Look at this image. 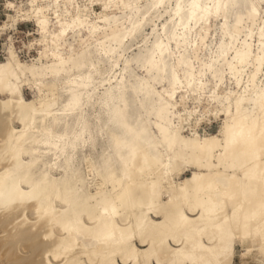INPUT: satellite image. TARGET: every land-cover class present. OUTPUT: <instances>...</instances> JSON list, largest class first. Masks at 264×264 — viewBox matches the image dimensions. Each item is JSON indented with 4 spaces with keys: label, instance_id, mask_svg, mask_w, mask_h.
<instances>
[{
    "label": "snow or ice",
    "instance_id": "obj_1",
    "mask_svg": "<svg viewBox=\"0 0 264 264\" xmlns=\"http://www.w3.org/2000/svg\"><path fill=\"white\" fill-rule=\"evenodd\" d=\"M6 7L15 15L0 21V32L35 20L40 39L28 47L41 46V52L30 65L21 64L11 37L5 43L0 92L11 96L3 106L19 109L22 126L0 139V212L32 204L38 222H46L53 234L60 230L59 242L40 264H113L110 258L99 259L98 251L79 252L81 238L109 245L118 242L120 231L123 242L114 218L135 207L142 193L150 190L155 199L174 161L206 174L193 175L179 195L170 194L158 227L170 233L166 239L176 247H169L170 256L163 259L157 254L155 264H233L237 242L247 246L259 240L264 252V23L257 26L251 13V27H244L242 15L231 23L230 5L222 0H152L147 5L129 0L116 5L125 9V18L101 14L104 28L87 2L81 7L73 0L74 11L67 0L63 6L61 0H21ZM102 7L106 12L113 5ZM160 12L146 44L129 58L126 42ZM78 32L82 50L68 48L69 33ZM132 64L145 78L128 80ZM102 65L109 69L103 75ZM48 79L62 81L67 96L45 93L40 82ZM34 80L41 88L39 101L17 103L21 83ZM130 87L151 101L146 124L131 125L120 107ZM189 99L193 110L178 112L177 101ZM204 101L208 110L198 107ZM97 104L100 112L89 118L85 109ZM212 108L222 120L215 135L181 136L184 122L199 123ZM101 140L107 141L102 155L80 159L82 149ZM85 164L89 180L96 178V194L86 197L80 187ZM55 168L63 172L59 178L52 175Z\"/></svg>",
    "mask_w": 264,
    "mask_h": 264
},
{
    "label": "bare ground",
    "instance_id": "obj_2",
    "mask_svg": "<svg viewBox=\"0 0 264 264\" xmlns=\"http://www.w3.org/2000/svg\"><path fill=\"white\" fill-rule=\"evenodd\" d=\"M144 1L145 0H131V2H138L141 5H143ZM227 1L229 2L231 0ZM27 2L28 0H26L25 3ZM64 2L65 0H61L62 6ZM67 2L69 4V9L73 10L71 8L73 0H67ZM75 2L80 3L81 7H83L85 2H87L92 13L95 10V5L101 7V12H99L94 19L98 21V26L100 28H104L106 26L104 15H106L107 17H119L118 14H125V9L116 7V5L120 4L121 2L128 3L129 0H96L95 3H92V0H75ZM108 2H110L113 7L107 9L105 12L102 5ZM164 11H166V9ZM102 13H104V15H101ZM129 14L132 13L129 12ZM161 14H163V12ZM12 15L14 16L15 12ZM33 21L36 26V32L37 34H39L37 30V24L35 20ZM150 21H152V19ZM85 32L87 33V30H85ZM2 33L3 32H0V34ZM149 34L146 36L149 37ZM102 35L103 34H101V38ZM9 37H11L10 42L13 45L12 36L8 35V40ZM39 39L40 36L37 40ZM30 44H32V42H30L28 45ZM130 47V45L126 44L125 51L127 52ZM78 50H82L81 47ZM40 52L41 51L38 52L37 56L29 58L28 60H22L17 51L16 56L21 64L30 65L34 59H37L40 56ZM4 62V60L0 61V63ZM100 72L104 73L105 68H100ZM135 77H137V75H129V77L127 78L129 81L135 82ZM139 77L145 78L144 76ZM40 83L42 84L44 92L49 95L53 91H55L58 97L67 96V93L62 90L63 82H57L50 79L41 81ZM25 86L37 89L35 96L28 101L24 98L23 94ZM40 93L41 88L37 86V81H32L31 85H29L27 82H22L16 97L17 103L20 99H23L24 103L29 105L32 104L33 101L38 102L40 99ZM130 97L132 98L131 101L129 100ZM10 99L11 96L9 94L0 92V139L6 138L7 134L13 128H19L22 126L20 125L19 109L15 106H9L8 108H4L3 106L4 101ZM64 102L66 103L67 100L65 99ZM181 105V108L178 107V112L193 110V108H188L184 102ZM96 106L99 105L97 104ZM96 106L90 107H93L95 109ZM120 107L123 110L126 119L131 125L135 126L138 122L143 125L148 121L147 113L151 108V101L148 100L145 95L138 94L137 92L132 91L130 87L129 91L120 100ZM93 108L91 109L93 110ZM201 121L202 119L199 120V123H197L196 120H193L190 124L188 122H184L181 127V136L185 139H188L193 135V133H195V135H198L201 139H203L205 138V136H213L216 134L208 133L207 131L198 133L196 130H190L189 133H185L186 129L192 128L193 126L199 127ZM62 130L63 129L61 128V131ZM100 144V150L97 155H102L107 150L106 140H101ZM88 155L92 154L88 152ZM82 156V158H80L81 160H83L86 155ZM165 162H167L166 159ZM40 167L43 168V164H41ZM77 167L79 168V164H77ZM87 167V164H85L84 176L81 178L82 183L80 185L85 197L89 194H96V178L93 177L91 180H89ZM188 169H190L189 175L186 174V171ZM51 171L52 175L56 178H59L63 175V172L58 168L52 169ZM196 174H206V172L201 173L195 165L185 166L183 164V161H174L173 172L169 175L167 182L159 187L155 199L151 197L150 190L147 194L142 193L136 198L137 203L135 207L129 206L126 209H123L122 214L114 218V223L116 224L117 228L124 232L125 239L123 242H119L120 231L117 232L118 242H114L109 245L98 244L90 237L85 236L80 240L79 252H83L85 248H87L89 252L98 251L101 253L99 259L110 258L113 261V264H155L157 254H160L161 259L165 258V256H170V253H168L167 249L169 247L174 249L176 245L169 244V241L168 239H166V237L170 235V233H168L165 228L158 227V225H160L164 220V215H162L161 213L163 212L164 207L168 205L170 194H172L173 196L179 195L178 189L184 184L185 181H190L192 179V176ZM2 175H4V172L3 169H0V176ZM102 182L103 181H101V183ZM34 207L35 206L32 204H28L24 209L12 210L10 212H0V264H40L48 248L50 246H54V241L56 243L59 242L60 230L57 229L53 234L52 230L48 228L46 222H38L35 216ZM90 207H92V209L94 210V202ZM25 215L27 216V221L23 219ZM187 215H189L190 218H195L193 213H187ZM196 215H198V213ZM84 219L87 226L91 227L92 225L90 223H87V216H85ZM45 228H48V230L45 231ZM45 235L49 236L48 240L44 239ZM205 245L207 246V238H205ZM238 245L241 246V252L239 253V256L241 258H245L247 259V261L248 259L255 260L259 264V261L262 258L260 253L259 240H257L255 243H253L252 241H248L247 246H244L239 242L235 243L233 245L232 255L230 257L232 262L234 256L236 255V246ZM183 246L184 245L182 244L179 245V247ZM249 249H251V251H249ZM79 252L77 253L78 255ZM93 258L95 259L97 257ZM83 259H88V256L85 255Z\"/></svg>",
    "mask_w": 264,
    "mask_h": 264
},
{
    "label": "rangeland",
    "instance_id": "obj_3",
    "mask_svg": "<svg viewBox=\"0 0 264 264\" xmlns=\"http://www.w3.org/2000/svg\"><path fill=\"white\" fill-rule=\"evenodd\" d=\"M20 1L21 0H0V21H2V19L6 18L8 15H12L14 13L13 10L8 9L6 7V4L8 2L20 3ZM23 2H26V0H23ZM151 2H152V0H145L143 2V5H147V4L151 3ZM222 2L223 3H228L230 5L228 13H229V18H230V22L231 23L234 24L235 20H236V17L242 15V16H244L246 18L244 27H246V28L247 27H251V22L247 20V17H248V15L250 13L253 15V18L256 20L257 26L260 23H264V0H231L229 2L227 0H222ZM173 3H174V0H173ZM232 4H237L240 7L233 9L231 7ZM94 8H95V10H94L93 13L98 15V13L101 12V7H99L98 5H95ZM253 8L255 9V13H253ZM161 13L162 12L157 13V14L154 13L152 18H151L152 21H150L151 20L150 19L149 20L150 22L148 21L144 25L143 29L140 32L137 33L136 36L130 37L129 40L126 42L127 45L131 46L130 49L127 51V52H129V58H132V55H138L139 54V52L141 51V46L145 45L146 42H147L146 38H148V37L146 35H148L151 32L149 34L151 36L152 29L154 27L158 26L156 18H157L158 15H163ZM118 15L122 19L125 18V14H118ZM141 19H143V17H141ZM216 23H217L216 20L213 19L212 28H213L214 31L216 29ZM219 23H223V16L221 17ZM129 27H130V25H129ZM8 35L12 36L13 45H14L16 51L18 52V54H19V56H20V58L22 60H28L29 58L37 56L38 52L41 51V46H33L31 48L27 47V45L30 42H32L33 40H37L40 35L37 34V32H36V26H35V23H34L33 20L32 21L31 20H28V21L27 20H25V21L23 20V21H19L14 29H12V30H10L8 32H3L2 34H0V61L4 60V59H2V57L4 56V52H5V43L9 42ZM83 36H87V33L85 31L83 32ZM80 39H82L81 33H78L75 36H72V34L70 33L69 36H68V39L66 41L67 47L68 48H72L73 46H75L77 49H79L81 47V45L79 43ZM102 67H103V69L105 68V72L109 70L103 65L101 66V68ZM123 71L124 70H123V65H122L121 66V73L122 74H123ZM104 73H101V74L103 75ZM129 75L144 76V73L142 71V68H139L135 64H132V65L129 66L127 77H129ZM65 79H67V78H65ZM48 80H50V79H48ZM36 91H37L36 88L25 86L24 90H23L24 98L27 101L31 100V98H33L35 96ZM131 99L132 98L130 97L129 100L131 101ZM177 102L179 104V108H181L182 105L179 103V100ZM184 103L186 104V106L188 108H193V105H194V101L193 100L189 99V100L184 101ZM208 103H209L208 101H204L203 103L198 105V107L201 110H208ZM89 107L86 108L85 111H86L88 117H90V118L95 117L100 112V106H96L95 109L93 107H90V108ZM91 108H93V110ZM95 112H96V114H95ZM212 113H215V108H212L210 110V112H208L205 115V117L202 119L201 124H200L199 127H197V126L196 127H194V126L192 127L191 126L192 128L186 129L185 133H189L190 130L191 131H195L196 130L198 133H203L204 131H207L208 133H216L217 131H219V126H220V123H222V120L218 121L217 117L215 115H213ZM100 142L101 141H98L96 146H89L87 148V150H85V151H84V149H82L81 150V156L82 155H88V152L91 153L92 155L93 154L97 155V153L100 150L99 148L101 146ZM89 148H90L91 151L89 150ZM82 157H80V158H82ZM186 174L187 175L190 174V169H188L186 171ZM240 252H241V246L238 245V246H236V255L234 256L233 264H258L255 260L248 259V261H247V259L241 258L239 256Z\"/></svg>",
    "mask_w": 264,
    "mask_h": 264
},
{
    "label": "clouds",
    "instance_id": "obj_4",
    "mask_svg": "<svg viewBox=\"0 0 264 264\" xmlns=\"http://www.w3.org/2000/svg\"><path fill=\"white\" fill-rule=\"evenodd\" d=\"M260 253H261L262 258L259 261V264H264V252H262L261 249H260Z\"/></svg>",
    "mask_w": 264,
    "mask_h": 264
}]
</instances>
